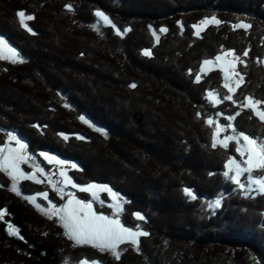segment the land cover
I'll return each instance as SVG.
<instances>
[{
  "label": "trees",
  "instance_id": "obj_1",
  "mask_svg": "<svg viewBox=\"0 0 264 264\" xmlns=\"http://www.w3.org/2000/svg\"><path fill=\"white\" fill-rule=\"evenodd\" d=\"M136 6L139 17H133ZM21 10L34 17L26 21L31 32L19 22ZM97 11L112 17L120 33L130 29L129 36L122 40L114 29L95 27ZM212 17L222 23L197 35L193 26ZM237 23L252 27L234 28ZM0 32L24 58L0 59V141L11 133L31 154L56 153L79 164L71 173L78 183L111 185L128 202L123 224L149 233L138 245L147 256L132 246L119 259L78 248L56 219L44 218L23 197L48 192L60 204L55 192L44 183H22L18 197L1 175L0 264H79L83 258L97 264H264V194L243 195L224 176L227 161L241 159L235 141L227 149L211 147L217 121L264 139V122L240 106L247 96L264 100V0H242L241 6L234 0H0ZM156 36L161 41L153 48ZM228 50H248L242 57L247 66L239 63L244 81L236 104L214 105L207 95L225 93V81L219 71L200 68ZM170 76L187 84L180 88ZM228 133L221 130L219 137ZM99 156L118 159L117 170L107 172ZM217 199L216 209L204 204ZM9 224L18 234H10Z\"/></svg>",
  "mask_w": 264,
  "mask_h": 264
},
{
  "label": "snow or ice",
  "instance_id": "obj_2",
  "mask_svg": "<svg viewBox=\"0 0 264 264\" xmlns=\"http://www.w3.org/2000/svg\"><path fill=\"white\" fill-rule=\"evenodd\" d=\"M71 10V5L67 6ZM96 16L99 17L104 23L112 25V27H116L112 21L106 16L103 12L97 11ZM18 18L21 25L26 28L28 31H32V29L28 26L26 21H31L34 19L32 15H26V13L21 10L18 12ZM221 21L217 20L215 17L206 18L200 22L199 25H194L197 29L196 34L199 35L200 25H209L216 24L219 25ZM234 28H244L249 29L252 27L251 24L245 23H237L233 25ZM118 34L120 30L116 29ZM127 31V30H125ZM166 28H161L160 32H166ZM153 35H156L155 30H153ZM157 41H159V36H156ZM144 55H151L150 50H145ZM249 55L248 50H245L241 55H237L235 50L225 51L222 55H217L215 57V61H220L224 59L225 56L233 57L234 61L243 64L245 67L247 66V62L242 59V57H247ZM0 59L2 60H10L14 63H23V58L20 57V54L17 50L6 43L3 39H0ZM214 63L213 60H204L202 62L203 66L200 68V73L205 72V67L208 65H212ZM224 78L225 83L223 87L227 89L228 93L235 94L237 89L241 87L242 82L244 81V74L236 71V63L231 65V75L234 77H238L236 79L235 84L229 82L231 77L229 75V70L224 69ZM189 73H192V70H189ZM195 81H201V74L195 75ZM132 88H135L136 85L133 83L130 85ZM209 97H214L213 92L208 93ZM224 100L231 101L233 104L236 101L233 99V95H225L223 97ZM214 104L220 103L222 101L218 99H212ZM264 105V100L255 99L252 96H247L243 101L240 102V106L244 108H248L252 110L253 114L257 116L261 122H264V108L260 106ZM67 107V105H65ZM218 115H222L218 113ZM239 115V113H237ZM81 120H84V117H80ZM229 121L235 119L234 116L227 117ZM210 126L214 123V121L210 118L206 121ZM85 123L88 121L85 120ZM217 127L213 131V140L211 147H217V137L219 136L221 130L227 131L228 129H232L235 135H227L224 136L223 140H220L219 143L227 149L229 147V142L235 141L238 145L236 147V152L240 154L241 157L247 156V159L243 161H238L235 157L230 158L225 167L226 171L224 172V176L229 179L231 182L238 185L240 189H245V182L241 180V177H245L247 183L249 185H256L258 190L264 192V139L260 138H252L249 135H246L243 132H236L235 126L231 123L228 125H219V122H215ZM97 131H102V129L97 128ZM83 138V137H81ZM15 140L16 144L19 147L13 148L9 145H5L4 147H0V172L7 173L12 178V186L11 190L15 191L17 195H21L20 191L17 188V181L20 179H31L36 180L35 173L28 174L24 172L20 168V164L28 163L32 161L34 158L30 155L24 153V149L27 147L21 139L13 136L9 133V141ZM243 141V143H241ZM45 158L52 162L55 160V157L47 156ZM56 163L63 164L64 162L61 160H56ZM33 167L43 173L44 169L41 168L38 164H33ZM75 167V165H73ZM256 172L258 175H253ZM234 173V174H233ZM245 174H247L245 176ZM61 180L57 182H53L49 177V183H51L53 190L58 192L63 199L65 195H67V202L62 206H57L55 203L49 200L48 193L43 192L38 195L42 196L45 201L51 206L53 211H49L47 208L42 206L39 203H35V196H24V199L35 204V207L44 212L50 219L53 216H57L59 220L62 222V226L67 230L66 235H68L69 239L75 241L77 245L79 244H90L93 247L99 248L102 251H110L117 259H119L120 252L117 251L120 244L123 243H131L132 245L137 246L138 248V238L141 236L149 235L148 232L140 230L138 227L133 230V228L126 227L121 223L119 219L109 217L103 213H97L93 209L92 201H86L83 199L77 198L75 193H65V189L63 187H59V184L68 185L70 184L73 188H77L80 192H92L93 197H96V192L93 190L99 189L102 191H107L111 193V189L108 188H99V186L95 184H90L87 186H80L76 184L71 177L67 176L66 172L61 171L59 173ZM37 183L41 181L36 180ZM2 186V185H0ZM185 194L189 196L191 199H196L197 197L189 190L185 189ZM113 198L116 197L115 193H112ZM220 205V200L217 199L214 202V206L218 207ZM116 208L117 213L122 212L123 208L120 203H116L112 205ZM136 218L139 220H143L144 217L139 213H136ZM5 216V210H0V219H3ZM10 229V234H18V230L14 228L13 225H8ZM23 239V237H20ZM80 264H87V260L81 261Z\"/></svg>",
  "mask_w": 264,
  "mask_h": 264
},
{
  "label": "rangeland",
  "instance_id": "obj_3",
  "mask_svg": "<svg viewBox=\"0 0 264 264\" xmlns=\"http://www.w3.org/2000/svg\"><path fill=\"white\" fill-rule=\"evenodd\" d=\"M105 2H106V0H104ZM229 1H231V0H229ZM234 1H237V3H238V5H240L241 6V1L242 0H234ZM226 4V3H225ZM87 7L88 6H90L89 4H87L86 5ZM141 8V7H140ZM100 12H102V11H100ZM106 16H108L107 15V13H105V12H103ZM133 14L135 15V16H133V17H139V16H137V15H139V14H143V11L141 12V11H139V6L137 7H135V8H133ZM108 18L110 19H112V17H109L108 16ZM110 19V20H111ZM112 21V20H111ZM220 21V20H219ZM113 23V22H112ZM135 23V25L137 24L138 25V23H136V22H134ZM175 23V20H172L171 22H170V25H173ZM222 23V22H221ZM97 25H99V26H97ZM95 27L97 26L99 29H102L101 27H104V28H111V29H114V31H112V35H114V36H116V37H118L117 35H118V33H117V31H116V29H117V27H112V25H110V24H106V23H104L99 17H98V23H96V25H94ZM161 27H163V24H161V26H160V28ZM204 28H206V26L205 25H202V26H200V31H203L204 30ZM119 29V28H118ZM207 29V28H206ZM125 30H127L126 28H124L122 31H123V34H122V38H120V39H122L123 40V38L125 37H127V36H129L128 35V33L130 32V29L129 30H127V31H125ZM5 31H10V30H5ZM12 32V33H11ZM31 32V31H30ZM1 33V32H0ZM10 34H11V36L12 35H14V33H13V31H10ZM161 37V36H160ZM160 37H159V41H157V39H155V37H154V39H153V42H154V45H153V48L154 47H156V46H158V44L160 43ZM0 39H3L4 41H6V39H5V37H3V36H0ZM6 43L8 44V45H10L11 47H13L14 48V46H12V44H9L7 41H6ZM132 53V52H131ZM142 54V53H141ZM20 57H22L21 55H20ZM153 54L151 53V55H148L147 56V58H149V59H153ZM23 58V57H22ZM24 59V58H23ZM34 60H35V58H34ZM263 60H264V58H263ZM213 61H214V63L212 64V65H208V66H204L205 67V74H208V73H211L212 71H215V70H217V71H219L220 73H221V75H222V78H223V80L225 81V78H224V69H228L229 70V75H230V77H231V79H230V81L229 82H231V83H233V85L235 84V81H236V79H238V77H234V76H232L231 75V65L233 64V63H236V71H238V72H241V70L239 69V67H240V64H239V62H236V61H234V59H233V57H231V56H225L224 57V59H222V60H220V61H215V59H213ZM263 65H264V62L262 63ZM91 64H88V66H90ZM157 71V70H156ZM157 74H163V69L161 70V72L159 71H157ZM170 78H171V80H173L174 79V76H170ZM95 79H97V80H100V77L99 76H97L96 75V77H95ZM176 84H178V85H180V88H183L186 84H187V82H185V81H183V82H181V81H179V80H173ZM242 84H243V82H242ZM241 84V85H242ZM75 90V89H74ZM224 90H225V93H221V94H219V93H216V92H213L214 93V97H212V98H210L209 97V95H207V98L212 102V99H218V100H220V101H222V102H220V103H217V104H214L213 102V104L214 105H220V104H222L223 102H224V99H223V97L225 96V95H233V99L235 100V98H234V94H231V93H228V91H227V89H225L224 88ZM239 89H237V91H238ZM237 91H236V93H237ZM209 92H211V91H209ZM227 93V94H226ZM235 93V94H236ZM7 98H8V95H7ZM9 100H11V99H9ZM12 102H16V101H14L13 99L11 100ZM17 103V102H16ZM18 104V103H17ZM236 104V103H235ZM261 108H264V105H261L260 106ZM252 111V110H251ZM75 112H77V111H75ZM253 113V112H252ZM122 127V124H119V127ZM230 130V132L231 133H228L229 135H235V133H233V131H232V129H229ZM132 133V132H131ZM221 133V132H220ZM238 133V132H237ZM0 135H1V132H0ZM13 135V134H12ZM14 136V135H13ZM17 138H19L17 135H15ZM140 137V136H139ZM250 137H252V138H256L255 137V135H252V136H250ZM114 138V137H113ZM124 138H126V137H124ZM223 138H224V136H222V137H217V141H218V144H220L219 143V141L220 140H223ZM19 139H21V138H19ZM21 141L24 143V144H26L25 143V141L24 140H22L21 139ZM119 143H121V142H119ZM241 143H243V141H241ZM5 145H9L10 147H13V148H16V147H19L17 144H16V142H15V140H12V141H9V134H7V136H5V139L1 142L0 141V147H4ZM221 145V144H220ZM237 145V144H236ZM238 146V145H237ZM125 147V146H124ZM24 153L25 154H27V155H30V156H32L34 159L32 160V161H29L28 163H22V164H20V168L24 171V172H26V173H28V174H32V173H35V177H36V180H39V181H41L40 183H44V185H47L53 192H55L56 194H57V197L59 198V200H61L60 201V204H56L57 206H62V205H64L66 202H67V199H68V197H67V195H65L64 196V198L62 199L61 198V195L58 193V192H56L55 190H53V188H52V185H51V183H49V177L51 178V180L53 181V182H57V181H59V180H61L62 179V177H60V175H59V173L61 172V171H63V172H66V174H67V176H69V177H71L72 178V180L76 183V184H78V185H80V186H87V185H90V184H94V183H89V184H86V185H84V184H80V183H78L77 182V180L75 179V178H73L72 177V171L73 172H75V171H79V164H74L71 160H69V159H67V158H65L64 156H61V155H58V154H56V153H49V152H40L39 153V156H37V155H34V154H31L30 152H29V147L27 146L24 150ZM126 151V150H125ZM43 154H46L47 156H52V157H55L56 159L55 160H53L52 162H49L46 158H45V155H43ZM239 154V153H238ZM239 156H240V154H239ZM99 158H100V160H101V162H103V163H105V170H107V172H109V170L110 171H113V170H117V165H119V161H118V159H116L114 162L113 161H111V159L107 156V157H102V156H99ZM240 158L241 159H237L238 161H243L244 159H247V156H244V157H241L240 156ZM56 160H61V161H63L64 163L61 165V164H58V163H56ZM117 162H119V163H117ZM33 164H38L41 168H43L44 169V172L43 173H41V172H39V171H37L34 167H33ZM73 165H75V167H73ZM89 167H90V165H88ZM101 169V168H100ZM227 170V169H226ZM234 174V173H233ZM1 175H4L9 181H10V184L12 185V183H13V181H12V178L7 174V173H5V172H0V182H1ZM247 174H245V176H246ZM253 175H258V173H256V172H254L253 173ZM36 180H31V179H20V180H18L17 181V188H18V190L20 191V193H21V189H20V186H21V184L22 183H35V184H40V183H37L36 182ZM241 180L242 181H244L245 182V189H240L239 187H238V185H236L235 183V185H236V188L238 189V190H240L241 192H242V194L243 195H256V194H259V193H261V194H264V192H261V191H259L258 190V187L256 186V185H249L248 183H247V180L245 179V177H241ZM233 183V182H232ZM95 185H97V186H99V188H108V189H111V193L110 192H107V191H102V190H99V189H96V190H93V191H95L96 192V197L94 198L93 197V195H92V192H80L77 188H73L70 184H68V185H64V184H59L58 186L59 187H63L64 189H65V193H69V192H71V193H75L76 194V196H77V198H79V199H83V200H86V201H92V203H93V209L97 212V213H103V214H105V215H108L109 217H112V218H116V219H119L120 221H121V223L123 224V214L125 213V210H124V206L126 205V199H124V197L122 196V195H120L119 193H117L114 189H113V187L111 186V185H108V183H106V185H102V184H95ZM236 190V189H235ZM237 192V191H236ZM13 193L16 195V196H18V197H20V196H22L23 194L21 193V195H17V193L15 192V191H13ZM48 193V192H47ZM112 193H115L116 194V197L115 198H113V196H112ZM39 194V193H38ZM32 195V196H35L36 197V200H35V203H39V204H41L42 206H44L45 208H47L49 211H53L52 209H51V206L48 204V202L47 201H45L44 199H43V197L42 196H40V195ZM85 196H88V198H86ZM239 196V194H236L235 193V195H234V197H238ZM24 197V196H23ZM48 198H49V200L50 201H52L51 199H50V195H49V193H48ZM216 201V200H215ZM215 201H208V200H204V204L207 206V208H209V209H216L217 207L216 206H214V202ZM29 203H31L33 206H35V204L34 203H32V202H30V201H28ZM53 202V201H52ZM54 203V202H53ZM116 203H120L121 205H122V208H123V210H122V212H120V213H117V211H116V208L114 207V206H112V205H115ZM220 204H221V202H220ZM220 206V205H219ZM218 206V207H219ZM103 209H105V212L103 211ZM40 211V210H39ZM40 214L44 217V218H48V219H50L47 215H45V213L44 212H42V211H40ZM5 216H6V210H5ZM51 219H56L59 223H60V225L62 226V222L59 220V218L57 217V216H53V218H51ZM137 219V218H136ZM139 220V219H138ZM126 226V225H125ZM63 227V226H62ZM126 227H128V226H126ZM213 227V226H212ZM129 228H133V230H135L136 228H134V227H130L129 226ZM8 229V228H7ZM63 229L65 230V232L67 231L64 227H63ZM218 229V228H217ZM214 230H216V228L214 229ZM199 231V230H198ZM139 239H140V237L138 238V241H139ZM75 245H77L76 243H75V241H72ZM139 245V244H138ZM78 246V248L79 247H81V246H90V247H93L92 245H90V244H79V245H77ZM128 246H132V247H134V248H137V246H135V245H132L131 243H123V244H120L119 245V247H118V249H117V251H119L120 253L121 252H124V250L125 249H128ZM140 246V245H139ZM138 246V247H139ZM93 248H95V249H98V250H100L99 248H96V247H93ZM143 249V248H142ZM141 249V247L139 248V250H137L136 252L137 253H140V254H142V255H144V256H147V252H146V250H142ZM102 251V250H101ZM105 252H110V251H105ZM150 256V255H149ZM154 256V255H153ZM154 259H155V262L157 263V262H159V260H158V258H157V256H154ZM84 260H87V264H97V263H95V262H93V261H90V260H88V259H81L80 261H79V264H80V262L81 261H84ZM145 262L148 264V262H147V259H145Z\"/></svg>",
  "mask_w": 264,
  "mask_h": 264
},
{
  "label": "bare ground",
  "instance_id": "obj_4",
  "mask_svg": "<svg viewBox=\"0 0 264 264\" xmlns=\"http://www.w3.org/2000/svg\"><path fill=\"white\" fill-rule=\"evenodd\" d=\"M120 105H121V104H120ZM97 162H98V161H97ZM91 168H92V167H91ZM149 198H150V195H149ZM126 203H128V202H126ZM124 207H125V206H124ZM126 208H127V207H126ZM130 208H131V207H130ZM132 208L135 209L134 206H132ZM126 216H127V215H126ZM128 218H129V217H128ZM134 218H135V217H134ZM137 221H138V220H137ZM133 224H134V223H133ZM124 225H125V224H124Z\"/></svg>",
  "mask_w": 264,
  "mask_h": 264
}]
</instances>
